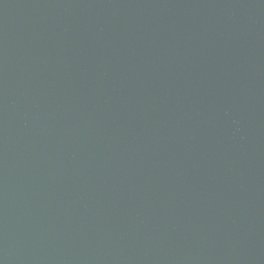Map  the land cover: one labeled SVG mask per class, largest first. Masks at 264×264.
<instances>
[{
	"label": "water",
	"instance_id": "95a60500",
	"mask_svg": "<svg viewBox=\"0 0 264 264\" xmlns=\"http://www.w3.org/2000/svg\"><path fill=\"white\" fill-rule=\"evenodd\" d=\"M0 264H264V0H0Z\"/></svg>",
	"mask_w": 264,
	"mask_h": 264
}]
</instances>
